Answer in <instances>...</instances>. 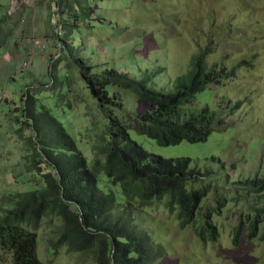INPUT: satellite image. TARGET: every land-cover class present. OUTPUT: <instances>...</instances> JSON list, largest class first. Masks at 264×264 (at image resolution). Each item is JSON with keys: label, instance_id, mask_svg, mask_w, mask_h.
I'll list each match as a JSON object with an SVG mask.
<instances>
[{"label": "rangeland", "instance_id": "obj_1", "mask_svg": "<svg viewBox=\"0 0 264 264\" xmlns=\"http://www.w3.org/2000/svg\"><path fill=\"white\" fill-rule=\"evenodd\" d=\"M63 1L0 0V21L10 15L9 22L10 18L17 19L15 27L21 32L19 39L15 36L2 49L3 58L0 60V212L3 213L11 209L8 205L15 201H1L10 192L26 193L44 187V177L33 164L47 147L43 145L46 136L37 132L35 120L41 128L47 119L45 110L49 109L51 115L61 122L63 108L72 104L70 100L63 102L59 94L51 91L53 72L50 69L65 54L55 39L59 33L56 14L59 19L63 16L62 12L57 13L60 11L58 3ZM219 1L220 5L214 0L98 3L99 16L105 20V25L95 33L85 30L89 57L98 65L130 71L129 75L139 82L144 80L145 72L157 73L148 88L168 94L177 91L178 78L196 72L198 43L210 42L207 35L211 22L217 21V30L213 44L216 52L209 57L210 60L218 62L224 56L231 58L228 70L231 69L232 78L227 76L231 79L219 86L213 85L196 99L198 109L209 106L216 111L225 107L224 102H229L228 111L232 117L226 132L216 131L207 142L166 146L136 130L131 132L133 140L152 154L167 160L192 158V168L203 174L198 184L227 197V208L221 215L214 216L219 225L214 242L203 243L189 233L177 231V228L173 232L161 228L164 238L157 241L165 246L167 255L154 264H264V242L249 240L243 235L239 244L234 246L231 237L234 225L227 222L231 219L239 225L242 213L250 208L246 200H257L254 196H244L246 187L237 183L264 178V0L250 11L243 9L249 0ZM21 21L26 23L23 29ZM23 36L29 40H23ZM32 39L41 43L40 46L44 43L46 48L32 47ZM76 39L72 44L82 50L84 40L78 36ZM27 49L32 54L35 50L37 58L28 54ZM257 55L261 57L260 62L254 63ZM160 68L165 71L159 72ZM60 75L62 78L66 76L64 69L60 70ZM115 92L125 101L127 119L134 120L135 115L149 112V105L131 91ZM66 93L71 94L70 91ZM238 104H241L239 109ZM78 105L74 103L75 107ZM89 111L90 106L83 105L79 110L81 116L72 114L69 117L67 131L74 134L75 139L79 138L81 129L89 128L90 122L85 117ZM82 148L92 161L94 153L90 146L84 143ZM43 168L48 167L44 164ZM43 171L50 173V170ZM259 200L262 203L257 207H264V195ZM24 202L36 210L42 204V198ZM46 210H40L36 215L42 220L37 232L40 259L47 264H97L91 252H70L59 243L49 245L58 241L61 235L70 238L72 232L71 225L64 228L57 215L51 216L50 220L43 218ZM148 219L161 220L167 216H160L151 209ZM164 222L170 225L167 220ZM0 264H12L11 254L2 249Z\"/></svg>", "mask_w": 264, "mask_h": 264}, {"label": "trees", "instance_id": "obj_2", "mask_svg": "<svg viewBox=\"0 0 264 264\" xmlns=\"http://www.w3.org/2000/svg\"><path fill=\"white\" fill-rule=\"evenodd\" d=\"M113 1L65 0L58 3L60 11L57 13L62 12L63 16L59 19L56 14L59 33L55 39L65 54L50 69L53 72L51 91L59 94L63 102L70 100L72 104L63 108L61 122L49 109L45 110L47 119L41 128L35 120L37 132L46 136L43 145L47 147L33 164L44 177V187L26 193L10 192L1 200H15L8 205L11 209L0 212V249L11 254L12 264H46L38 256L37 232L42 220L36 216L45 208L43 218L50 220L57 215L64 228L71 225L72 232L70 238L61 235L49 245L59 243L70 252H91L97 264H154L167 255L165 246L157 241L164 238L161 228L169 232L177 228L203 243L217 239L219 225L214 216L221 215L227 208V197L198 184L203 174L192 168V158L164 159L136 143L131 134L136 130L166 146L207 142L216 131L224 133L230 128L229 102H224L225 107L219 111L209 106L198 109L196 105L200 93L232 78L231 69L228 70L229 56L218 62L209 58L216 52L213 44L217 21L209 25L207 38L210 42L198 43L196 72L178 78L177 91L168 94L148 88L157 73L145 72L144 80L139 82L129 75L130 71L108 69L89 57L85 30L95 33L104 27L105 20L100 18L97 4ZM214 1L221 4L219 0ZM259 3L260 0H249L248 8L242 4L241 7L250 11ZM14 27L8 16L0 21V60L3 58L1 51L12 40L14 30L15 35L17 33ZM76 36L84 40L82 50L72 44L76 43ZM260 59L257 55L253 62L258 63ZM245 62L249 65L247 60ZM61 69L66 73L64 78L60 75ZM116 90L131 91L149 105V112L135 115L134 120L127 119L125 101L118 98ZM75 102L78 107L74 106ZM83 105L90 106L85 115L90 126L81 129L79 138L75 139L74 134L67 131V122L72 114L80 115ZM240 107L238 104V109ZM84 143L94 153L92 161L82 148ZM44 164L48 168H43ZM237 184L246 187L244 196L259 200L264 178ZM37 197L42 198V204L32 210L35 207L30 208L24 200ZM246 202L252 210L263 212L251 198ZM151 209L167 219H148ZM248 212L249 209L242 213L240 224L234 227L231 236L234 246L239 244L244 229L242 222ZM227 222L233 226L231 219ZM260 241L264 242V238Z\"/></svg>", "mask_w": 264, "mask_h": 264}, {"label": "flooded vegetation", "instance_id": "obj_3", "mask_svg": "<svg viewBox=\"0 0 264 264\" xmlns=\"http://www.w3.org/2000/svg\"><path fill=\"white\" fill-rule=\"evenodd\" d=\"M261 196L264 195V187H261ZM257 195V194H255ZM256 206L262 203V200H257L254 202ZM263 212L260 213L258 209L252 210L249 208V212L247 213V217L242 222L243 224V233L241 236L246 235V237L254 238L257 242L260 241L261 238H264V207H261ZM261 210V211H262ZM234 227H238L236 223H233ZM54 253V250H52Z\"/></svg>", "mask_w": 264, "mask_h": 264}, {"label": "clouds", "instance_id": "obj_4", "mask_svg": "<svg viewBox=\"0 0 264 264\" xmlns=\"http://www.w3.org/2000/svg\"><path fill=\"white\" fill-rule=\"evenodd\" d=\"M8 16H10V15H8ZM10 20H13V19L10 18ZM13 22H14V26H16L17 19H15ZM25 26H26L25 21H21V27H22V29H23ZM31 41H32V43H33L32 47H35V46H36V47H38V48H43V49H45L46 46H47V45H45L44 43L42 44V46H40L41 43H37L35 39H32ZM33 50H34V49H33ZM30 55L37 56V52H35V50H34V53L32 54L31 51H30ZM46 264H47V263H46Z\"/></svg>", "mask_w": 264, "mask_h": 264}, {"label": "crops", "instance_id": "obj_5", "mask_svg": "<svg viewBox=\"0 0 264 264\" xmlns=\"http://www.w3.org/2000/svg\"><path fill=\"white\" fill-rule=\"evenodd\" d=\"M0 9H1V6H0ZM24 32H25V35H26V30H25ZM20 34H21V32L17 31L16 35H15V34L13 35L12 40L15 39V36H16L17 39H19ZM25 38H26L27 40H29V38H27L26 36H23V40H24ZM10 41H11V40H10ZM26 48H27V47H26ZM30 50H31V49H30ZM27 51H28V49H27ZM28 54H30V51H28ZM36 58H37V56H36Z\"/></svg>", "mask_w": 264, "mask_h": 264}, {"label": "built area", "instance_id": "obj_6", "mask_svg": "<svg viewBox=\"0 0 264 264\" xmlns=\"http://www.w3.org/2000/svg\"><path fill=\"white\" fill-rule=\"evenodd\" d=\"M29 63H31L30 61H28ZM28 71H30V70H28Z\"/></svg>", "mask_w": 264, "mask_h": 264}]
</instances>
